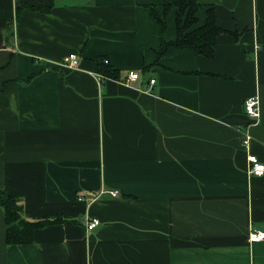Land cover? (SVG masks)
<instances>
[{"label":"crops","instance_id":"1","mask_svg":"<svg viewBox=\"0 0 264 264\" xmlns=\"http://www.w3.org/2000/svg\"><path fill=\"white\" fill-rule=\"evenodd\" d=\"M197 1L191 29L212 8L226 30L214 55L157 60L178 36L174 0H0V184L27 217L68 218L9 247L0 207V264H264L249 241L264 175L242 143L264 163V0Z\"/></svg>","mask_w":264,"mask_h":264},{"label":"trees","instance_id":"2","mask_svg":"<svg viewBox=\"0 0 264 264\" xmlns=\"http://www.w3.org/2000/svg\"><path fill=\"white\" fill-rule=\"evenodd\" d=\"M178 6L177 30L178 36L175 41H162V47L157 52V60L168 51L170 47L192 48L203 57L211 58L214 55L217 38L226 30L221 28L216 22V15L211 8L208 11V18L203 26L192 28L198 22L196 12L201 7L197 0H174ZM166 9L169 3L165 2ZM152 15L160 22L163 29L166 27L165 17L160 16L155 7H151ZM19 13V9L18 12ZM101 62L100 72L105 76L118 79L120 75L112 69L103 60ZM33 77V76H32ZM32 77L26 81L32 80ZM23 199L19 196L7 193L0 184V207L4 209L6 222V243L10 247L12 245H21L25 243H33L35 241V233L39 228L66 222L67 219L58 217H38L36 219L26 216V207ZM74 220V219H72ZM76 222V220H74Z\"/></svg>","mask_w":264,"mask_h":264},{"label":"built area","instance_id":"3","mask_svg":"<svg viewBox=\"0 0 264 264\" xmlns=\"http://www.w3.org/2000/svg\"><path fill=\"white\" fill-rule=\"evenodd\" d=\"M105 61L108 63L109 61L105 59ZM63 63L71 68H76L78 66V54L71 53L68 56L64 57ZM129 80H134L139 77L138 72H130L128 74ZM151 83H155V79H151ZM245 112L246 114L251 117L254 121H257L261 114H260V99L258 96H249V98L245 101ZM251 139L252 136L249 133L244 134V138L242 140V143L246 147L248 151V172L250 175H264V163L260 160V158L250 151L251 146ZM113 196H118L119 192L117 190H111L110 191ZM87 229L94 230L98 225H100L101 220L97 217L95 218H87ZM264 240V231L263 230H256L251 231L249 233V241L254 243L258 241Z\"/></svg>","mask_w":264,"mask_h":264}]
</instances>
